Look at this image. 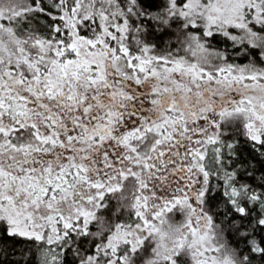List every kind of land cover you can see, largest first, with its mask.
<instances>
[{
    "label": "snow or ice",
    "instance_id": "1",
    "mask_svg": "<svg viewBox=\"0 0 264 264\" xmlns=\"http://www.w3.org/2000/svg\"><path fill=\"white\" fill-rule=\"evenodd\" d=\"M0 264H264V0H0Z\"/></svg>",
    "mask_w": 264,
    "mask_h": 264
}]
</instances>
